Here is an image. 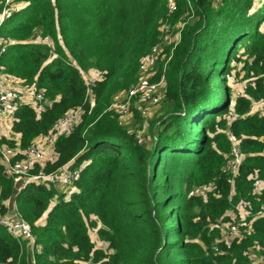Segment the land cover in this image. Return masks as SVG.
<instances>
[{
	"label": "trees",
	"instance_id": "16d2710c",
	"mask_svg": "<svg viewBox=\"0 0 264 264\" xmlns=\"http://www.w3.org/2000/svg\"><path fill=\"white\" fill-rule=\"evenodd\" d=\"M250 4L0 0V72L43 89L47 101L40 112L21 105L14 113L11 131L21 149L82 111L57 136L55 156L32 170L53 174L69 164L79 172L68 186L41 180L17 191L0 167V215L22 216L34 239L31 249L29 239L0 225V264H264V217L253 216L264 209V187L255 191L264 184V118L249 113L251 102L264 98V2L253 14ZM166 36L152 78L164 72L162 115L148 144L107 108L137 83L140 61ZM88 70L99 78L88 83ZM219 73L224 86L217 92ZM227 74L240 76L241 95L233 98ZM229 133L242 152L234 176L223 170ZM238 204L249 216L227 243L219 222Z\"/></svg>",
	"mask_w": 264,
	"mask_h": 264
},
{
	"label": "built area",
	"instance_id": "2783aa9c",
	"mask_svg": "<svg viewBox=\"0 0 264 264\" xmlns=\"http://www.w3.org/2000/svg\"><path fill=\"white\" fill-rule=\"evenodd\" d=\"M264 0H252L248 9V13H252L262 6ZM172 7V6H171ZM6 11H3L0 20ZM261 28L264 31V19L261 23ZM164 42V41H163ZM152 47L151 52L144 56L139 64V80L129 89L123 91L113 98L109 104L108 110H114L119 114V119L123 124H129L134 116L135 108L140 117L143 119L150 111L151 107L159 104L165 94V76L164 72L157 80H152L155 71L154 66L164 49V44ZM6 44L0 41V55L5 51ZM226 80L230 82L233 79V74H227ZM24 81L7 77L0 72V167L3 174L12 179L13 185L17 191L21 190L31 182L41 180H50L55 186L65 188L78 176V169L66 170L59 179L55 173L45 174L42 171L32 172L35 163H43L42 159L47 156L48 159L55 156L54 143L59 134L78 121L81 114V109L78 108L71 111L55 122L53 128L36 137L31 144L24 149H21L18 141V135L13 134L11 125L14 119V113L19 106L27 105L34 108L37 112L45 108L46 98L44 91L35 86L23 85ZM243 90H236L232 93L233 98L241 95ZM233 103H229V110L224 114L227 122H231L235 114L233 113ZM257 112L264 118V98L253 100L249 107V113ZM14 141L13 145L6 141ZM230 150L225 154L223 170L234 176L239 168L242 160V152L240 148V139L229 133ZM42 161V162H41ZM235 211L230 215L225 223L223 232L220 228L221 240L229 243L236 237H239V226L243 224L249 216V210L242 204L235 207ZM254 217H264V209L255 212ZM221 222V221H220ZM219 222V223H220ZM0 225L13 237L21 236L30 240L31 249L34 248V239L29 223L20 215L13 214L12 216L0 215ZM100 240H96L95 243ZM102 242V241H100ZM96 246V245H95ZM213 243L212 249L217 250ZM98 247V246H96Z\"/></svg>",
	"mask_w": 264,
	"mask_h": 264
},
{
	"label": "rangeland",
	"instance_id": "374dc122",
	"mask_svg": "<svg viewBox=\"0 0 264 264\" xmlns=\"http://www.w3.org/2000/svg\"><path fill=\"white\" fill-rule=\"evenodd\" d=\"M259 14H257V16H260V14L263 13V10L260 9L259 10ZM256 17V15H255ZM260 28H261V25H260ZM165 35H167V33H165ZM170 38L171 39H175L177 40V36H174V37H171V35L169 34ZM164 41V42H163ZM169 41V37L166 36L164 39L161 40V42L163 43H167ZM154 71H157L155 68H154ZM97 76L96 72H94L93 70H88V74H84V77L85 79L88 81H90L91 79H94L95 77ZM99 78V76H98ZM98 78H95V79H98ZM222 74H217V78L215 79V83H214V87H215V90L217 92H220V90H222V86H224V82L222 80ZM93 81V80H92ZM219 81V82H218ZM89 83V82H88ZM243 81L240 80V76H235V74H233V79L228 82L226 80V84L228 86H230L232 92H235L236 90H240L241 88H243ZM25 85V84H23ZM162 115V111H161V101L159 102V104L151 107L149 113L142 119V120H137L136 118L134 119V116L133 118L131 119V122L129 124H127L131 130H133L135 132V138L138 139L139 141L141 142H148V144H150V133H149V129L151 128V125L154 123L155 120L156 123H155V127L158 126V123H159V117ZM123 124V122H122ZM125 125V124H124ZM155 129V128H154ZM64 132V131H63ZM62 132V133H63ZM47 158V156H45L42 161H45ZM41 161V162H42ZM66 170H68V168H64L61 172V170H57V172L55 173L56 175V178L59 179L60 176H62L61 174H63ZM59 171V172H58ZM205 188H199V189H196V193L197 194H204L205 192ZM259 191L260 190V182H258L256 184V187H255V191ZM230 212V215L233 214V212L229 211ZM225 223L226 222H220L219 223V227L221 228V231L223 232V230H225ZM90 233V236L92 238V240H94V236H95V233L94 231L90 230L89 231ZM96 246L98 247H101V248H104L106 244L100 242V241H97L95 243ZM252 253H255V252H252ZM256 259V257H255Z\"/></svg>",
	"mask_w": 264,
	"mask_h": 264
},
{
	"label": "crops",
	"instance_id": "0c3cea01",
	"mask_svg": "<svg viewBox=\"0 0 264 264\" xmlns=\"http://www.w3.org/2000/svg\"><path fill=\"white\" fill-rule=\"evenodd\" d=\"M94 72H96V71H94ZM96 74H97V76H96L95 78H98L99 74H98L97 72H96ZM95 78H94V79H91L90 81L95 80ZM242 89H243V88H241L240 91H241ZM66 167L69 168V164H67V165L63 166L62 168H60L59 171L61 170V172H62V170H63L64 168H66ZM59 171H58V172H59ZM259 182H260V181H259ZM257 183H258V182H257ZM257 183H256V184H257ZM263 187H264V184H263L262 182H260V189L263 188ZM256 191H257V190H256ZM257 192H258V191H257ZM12 202H13V201L10 200L9 204L11 205ZM102 243H104V242L102 241ZM104 244H105V243H104Z\"/></svg>",
	"mask_w": 264,
	"mask_h": 264
},
{
	"label": "clouds",
	"instance_id": "9594fccd",
	"mask_svg": "<svg viewBox=\"0 0 264 264\" xmlns=\"http://www.w3.org/2000/svg\"><path fill=\"white\" fill-rule=\"evenodd\" d=\"M251 2H252V0H251ZM250 5H251V4H250ZM249 7H250V6H249ZM248 9H249V8H248ZM257 10H258V9H257ZM257 10H256V11H257ZM256 11H254V12H256ZM254 12H252V13H248V10H247V13H248V14H253ZM261 23H262V22H261ZM260 25H261V24H260ZM260 30H261L262 32H264V31L262 30V28H260Z\"/></svg>",
	"mask_w": 264,
	"mask_h": 264
}]
</instances>
